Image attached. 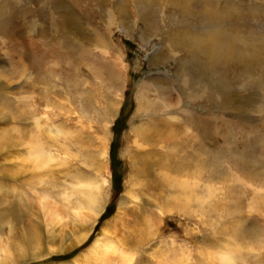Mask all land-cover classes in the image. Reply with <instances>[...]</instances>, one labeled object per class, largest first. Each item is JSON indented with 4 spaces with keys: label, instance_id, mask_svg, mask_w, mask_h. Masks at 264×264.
Returning <instances> with one entry per match:
<instances>
[{
    "label": "rangeland",
    "instance_id": "rangeland-1",
    "mask_svg": "<svg viewBox=\"0 0 264 264\" xmlns=\"http://www.w3.org/2000/svg\"><path fill=\"white\" fill-rule=\"evenodd\" d=\"M174 1L0 0V248L14 264H101L85 253L106 234L131 254L126 264H222L215 257L222 251L232 252L230 264H264V67L252 65L246 73L252 83L228 89L209 77L195 43L166 55L164 38L151 32L153 16L166 29L186 28V39L198 37L204 25L205 11L194 0H185L190 8ZM218 7L221 26L241 49L243 41L249 52L261 47L264 0H219ZM29 21L32 30H21ZM102 37L121 48L124 68L99 45ZM175 70L199 82L203 106L192 107L171 82ZM187 88L198 91L191 82ZM214 96L218 105H204ZM199 121L208 122L209 140L197 131ZM182 133L186 140L177 147ZM20 135L25 143L26 135L45 142L53 160L32 167L28 146L9 143ZM162 159L176 179L195 177L199 164L200 203L194 197L186 207L174 203L172 196L182 195L174 178L169 185L158 181ZM99 174L108 179L102 205L82 226L58 196ZM46 195L62 214L48 227L39 206ZM106 255V264H125L121 255Z\"/></svg>",
    "mask_w": 264,
    "mask_h": 264
},
{
    "label": "bare ground",
    "instance_id": "bare-ground-1",
    "mask_svg": "<svg viewBox=\"0 0 264 264\" xmlns=\"http://www.w3.org/2000/svg\"><path fill=\"white\" fill-rule=\"evenodd\" d=\"M194 2L200 6L199 8H201V10L205 11V14L202 18V21L204 22L203 29L200 30L199 36L196 38L186 39L184 37V33H182L186 29L184 27L174 28V29L173 28L166 29V27L163 25H160V22L155 19V16H153L154 18L152 21H154V22L152 23V25L150 24L152 26L151 32H155L158 36L161 35L162 38H164L165 46H164L163 50H164L165 54L166 55H171L172 53L174 54L176 52L175 51L176 49L181 50L180 48L186 46L187 44L195 43L197 45V48L200 50V53L203 56H205V58H206L205 63L206 64L208 63V66H209V68H207L209 77H211L212 79H214V78L217 79L219 81V83L221 81L222 85H224V87H227L228 89L235 88V87L239 88L240 86H243V85L247 86L248 83H252L253 76H249L246 73L248 72L249 68H253V67H251L252 65L257 67V68L264 67V49H263L264 48V36H262V39L260 41L261 47L257 46V50L254 49L253 51L249 52V45L245 41L242 42V46H241L242 49H241L238 45L239 42L237 40L236 35L234 33H231L230 30H228L227 28L224 29L221 26V20L220 19L222 18V14H220L218 11L219 10V7H218L219 0H194ZM213 3L215 5L214 10L212 9ZM172 5L181 6L183 8H190L191 7L185 0H178L177 2L174 1V3ZM184 6H187V7H184ZM180 12L182 13V16H181V19H182L184 17L183 13H185V10H180ZM109 14H110V16L108 15L109 16L108 17V25H106V26L108 27V30L111 31L112 29H114L116 27H115V21H114L113 15L111 13H109ZM143 18L145 19V16ZM146 20H147V18H146ZM24 29H28V32L32 30V26H31L30 21L27 22L26 24L24 23L22 25L21 30H24ZM169 31H170V33H169ZM109 35H110V32H109ZM109 38L112 39L113 37L109 36ZM99 45L102 46V48H104V50H106V52L110 55L109 56L110 58L112 57V59H113L112 63L115 62L117 64V66H119L120 69L125 67V65L123 64L124 63L123 62L124 61L123 60L124 54L122 53L121 48L118 47L117 44H115V42H112V41L106 42V40L102 37ZM110 50H112V51H110ZM148 50L149 49L144 48V51L147 52ZM36 57L38 58V55ZM185 58L187 59V55L185 56ZM122 72H124V70H122ZM179 74H177L176 70H175V72L173 71V77H172L173 81H171V80L170 81L173 83L175 80V83H178L180 88L184 89L185 93L187 94L185 96H186L187 100H189V102L192 104V107L195 106L194 104H199L200 106H203L202 97L205 93L199 94L200 93V90L198 89V83L199 82L194 83L189 79L188 75H186V74L179 75ZM174 76H175V78H174ZM189 81L195 85V87L198 90L197 92L192 93L190 91L191 88H189V89L187 88L190 85ZM162 82L166 83V81H162ZM167 82H168V80H167ZM214 84L217 86L216 82H214ZM149 86H150V83L147 86V88H143L142 90H144V89L148 90ZM203 86H204V89H202V91L207 90L206 86L205 85H203ZM185 87L187 89H185ZM156 88H157V86H156ZM143 94H145V93H143ZM140 95H141V93H140ZM141 97H143V96H141ZM203 99H206V98H203ZM207 99L209 102L205 101L204 105H207L209 107L210 105L208 103H212V102H213L212 104L218 105L217 101H216V96H214V98L212 100H210V98H207ZM142 102L144 103V100H142ZM207 106H206V108H207ZM259 107H261V106H259ZM197 116H194V117H196L194 119H197ZM191 118H189V119H191ZM199 123H200V124H198L199 130H197V131L200 132L201 137L203 139L206 138V140H209V137H208L209 134L207 135V131L209 128L208 122L206 123L203 121H199ZM143 127L145 128L147 126L144 125ZM195 128H198V127H195ZM143 129H139V130L143 131ZM156 130H158V129H156ZM171 130H173V129H171ZM185 131H187V130L185 129ZM15 132L18 133L19 131L17 129H15ZM156 132L158 133V132H160V130L156 131ZM165 132L167 133V131H165ZM214 132H215V130H214ZM140 133H142V132H140ZM166 133H165V135H166ZM6 134H7V132H6ZM160 134H162V132L158 133V135H160ZM23 135H24V133H23ZM23 135H20L16 139L10 138L9 143L11 145H19L23 142L25 143V139H27V138L24 137ZM165 135H163V136H165ZM26 136L28 137V140L25 143L28 146V149L26 151L27 152L26 158H27L28 162L30 163V165H32V167L38 168V169L39 168L41 169V168L47 166L49 161L53 160L50 151L48 150V148H46V146L48 147V145L45 146V144H44L45 142L38 141L37 139H32V141H31V137L29 138L28 135H26ZM168 136H167V138H168ZM178 136H180V135H178ZM186 136L187 135L185 133H182V135L178 138L179 139L178 143H176L177 147H182L180 145H182V143H184L183 140H186L185 139ZM23 137L25 139H23ZM34 138H36V137H34ZM161 138H164V137H161ZM188 138H190V137H188ZM5 139H7V138H5ZM210 139H211L210 141L212 144H216L218 142V140H216L214 137L210 138ZM204 142L203 141L201 142V146H203ZM135 145H136L135 147L141 146V144H138L137 142ZM197 146H198V144H197ZM164 159L159 161V167H160V169L161 168L162 169L160 170L158 181L160 182L161 185H163L164 181L166 182V185H169V184H171V183L168 184V182H167V180H169V177L174 178V177L170 176V174H169V171L173 170V168L170 170L166 166L169 163H165L162 165V161ZM185 162H187V160H185ZM131 165H134V163ZM178 169H177V171L181 175H184V176L188 175V174H183L181 172L182 168L179 170ZM199 170H200L199 164H197L196 169L193 172L191 171V174L195 177H188L187 176V177L181 178V177H179L180 176L179 175L177 177V179L174 178L173 184L180 191V194L182 195V196H180V195L179 196H177V195L172 196V199L175 200V202H174L175 204L182 206V207H186L185 203L189 202L193 197L194 198L197 197V196L195 197L194 188L196 185H198V182H199V174H200ZM187 171L190 172V169H187ZM40 176L43 177V175L41 173H40ZM31 177H30V179H32ZM35 177H37V176H35ZM213 179L214 178H212V181H213ZM33 180L34 179H32V181ZM43 180L40 178V183H42V184L45 183V181H43ZM36 181L34 180V183H36ZM38 181H39V179H38ZM26 182H31V181H28V179H27ZM107 182H108V179L105 176H102L99 174V175H96V177L93 180L78 181V183L76 185L71 186V188L69 190H63L61 192V196H58L59 202L66 209V210L63 209V211L65 213H67L75 222L79 223L80 225H82V226L90 225L92 219L94 217L98 216L99 210H100L101 205H102L101 200L103 199L102 190L105 189L104 188L105 185H108ZM32 183L33 182H31V184ZM26 184H28V183H26ZM42 184H39V185L42 186ZM211 184H212V182H211ZM49 185H52V184H49ZM213 185H214V183H213ZM197 188H200V187H197ZM204 188H206V187H204ZM206 189L209 190V194L212 193V189L210 187H207ZM105 191L103 190V192H105ZM203 192H205V190H203ZM104 194H106V193H104ZM126 194H127L126 196L131 198V199L135 200L137 198L136 197L137 193L135 191H131V190L129 191L128 190ZM205 195L207 196V194H205ZM159 198H161V197H159ZM167 198H168V196H167ZM48 199L49 198L47 195L44 196L41 199L40 205H39L41 208L42 214H43L44 224L47 227L51 226L50 224H53L54 221L58 222L62 218L61 210H59V212H58L57 204L55 202L48 201ZM124 199H125V197L123 198V200ZM196 199H198V201L200 203L201 198L198 197ZM158 207L161 209V208L165 207V205H164V203H162V204L158 203ZM42 223H43V221H42ZM107 235H110V234H106L105 237H97L93 241V243L89 246V248L87 249L88 251L85 254L88 253L90 256H92L94 258H100V259H98V261L100 263L101 261L105 262L109 259L108 255H106V253L108 252V254H109V252H110L112 255H115V254L121 255L122 260H124L123 263L126 264L128 262V258H129V260L131 259L129 257V256H131V254H129L128 252L123 251L121 248H119V246L117 244H115V241H113L111 238L107 237ZM36 236H38V235H36ZM34 238H35V236H34ZM83 238H85V237L84 236L78 237L77 242H80L81 240H83ZM30 241H34V240L31 239ZM227 252L228 251H225V252L222 251L221 253H216L215 257L222 264H230V263H232V254H231L232 252H229V253H227ZM82 255H84V254H82ZM14 260H13L11 253H9L7 251L4 252L3 248H0V264H14V262H15ZM102 262H101V264H102ZM105 264H106V262H105Z\"/></svg>",
    "mask_w": 264,
    "mask_h": 264
},
{
    "label": "water",
    "instance_id": "water-1",
    "mask_svg": "<svg viewBox=\"0 0 264 264\" xmlns=\"http://www.w3.org/2000/svg\"><path fill=\"white\" fill-rule=\"evenodd\" d=\"M107 209H108V213L111 211V205H109L108 207H107ZM106 217V216H105Z\"/></svg>",
    "mask_w": 264,
    "mask_h": 264
}]
</instances>
